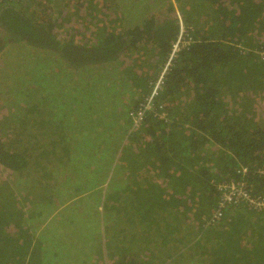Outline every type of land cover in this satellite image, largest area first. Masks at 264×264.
<instances>
[{"label":"trees","instance_id":"trees-1","mask_svg":"<svg viewBox=\"0 0 264 264\" xmlns=\"http://www.w3.org/2000/svg\"><path fill=\"white\" fill-rule=\"evenodd\" d=\"M177 13L192 42L132 130L129 114L168 63ZM0 31V54L2 41L27 43L53 72L39 105L0 122V264H101L93 209L129 230V245L108 250L112 264H176L174 250L183 264H264V210L222 208L219 190L244 181L264 198V0H1ZM101 105L126 112L118 146L93 137L96 121L73 119L95 120ZM81 214L99 251L75 234Z\"/></svg>","mask_w":264,"mask_h":264},{"label":"rangeland","instance_id":"rangeland-1","mask_svg":"<svg viewBox=\"0 0 264 264\" xmlns=\"http://www.w3.org/2000/svg\"><path fill=\"white\" fill-rule=\"evenodd\" d=\"M154 4V5H153ZM149 7V10L146 12V14L155 12V9H157L159 6H157V2H153ZM163 10L167 9L166 6L162 8ZM160 9V10H162ZM167 11H159L155 15H161L162 13H166ZM5 34L0 31V40L2 36ZM2 44V51L0 54V122L10 120L12 116H10V111H19V107L22 106L21 111H30L32 110V106H35L36 104L39 105L40 100L47 94L45 91H41L42 84L41 82L44 81L46 76H53V72L50 71V59L46 58L42 59V56L44 54L28 45L27 43H9L4 47V41L1 42ZM46 56V55H45ZM49 56V55H48ZM47 57V56H46ZM44 60V62H43ZM49 74V75H48ZM88 74V72L84 73ZM29 76H41L38 78H31ZM21 78H23L21 80ZM70 84V80L67 81ZM29 97L28 99H26ZM100 98V97H98ZM26 99V100H25ZM51 99V97H50ZM29 101L26 105L25 102ZM25 106V107H24ZM30 108V109H29ZM71 109L70 106L66 107V111H69ZM105 107L103 105L96 106L94 109H90L91 115L96 113L95 120L91 119V121H88L85 117L80 118L78 116H73V119L76 118L79 121H86L91 122L95 124V121L97 122L96 127H94L92 130L97 132L100 130V133L97 132L93 134L94 138H104L105 140L111 141V146H118L120 145V142H124L127 138V135L124 136V132L128 131L129 128H126V122H124V129H122L119 126V121L123 118H126V112L122 111V109L117 108L116 112H119L117 116H114L112 114L111 108H108V114H105ZM22 111V112H23ZM114 111V110H113ZM44 114H47L46 109L44 110V113L42 112V116ZM68 114V112H67ZM130 119L133 121L132 130L138 128L139 126L136 125L134 119L129 114ZM31 117V116H29ZM23 119V118H22ZM36 119V120H35ZM19 120V119H18ZM29 120V119H28ZM21 121V118H20ZM28 123H40L41 122V115L34 117L32 116V119L27 121ZM105 126H108L110 128H107ZM104 127V130L103 128ZM93 131V132H94ZM131 132V130H129ZM101 135V136H100ZM74 138H70L69 140H73ZM123 139V140H121ZM110 145V142H106ZM113 144V145H112ZM74 167V166H73ZM62 174V172H60ZM74 179H76L77 174L76 172H73ZM67 178V177H66ZM65 178V179H66ZM70 180H72V177H68ZM118 178V177H117ZM64 179V180H65ZM83 190L82 187L78 189L80 192ZM59 193V192H58ZM82 192L78 193L77 195H80ZM94 193V192H91ZM48 194V192H47ZM95 195V194H94ZM64 199V198H61ZM75 201L81 202V197H78ZM46 211V210H45ZM93 211V212H92ZM81 212H83V209H81ZM88 212V211H87ZM85 212V213H87ZM98 212L96 210H91L88 214L89 219L93 222V224H96L98 226V223L100 224L101 228L105 230V236H106V242L105 247L102 246V248H106L109 251H114L118 246H123L124 243H127L129 245V242L125 238L127 237L126 233L122 230L126 229V231H129L127 227L121 226V224H114L110 222H103L102 219L98 218ZM105 214L109 216L108 210H105ZM80 217L77 218L76 224L74 225L73 229L75 231V234L78 233V239L80 241H85L86 249L88 250H96L99 251V249H102L101 246V235H89L87 234V224L89 223L88 219L86 217H82V214L79 215ZM57 218L53 217V222H56ZM163 224V223H161ZM46 229H52L57 230L54 226L49 225L47 223ZM175 229V228H172ZM167 230V229H166ZM133 231L134 230H130ZM190 233L194 232L195 229L190 228ZM152 232V231H151ZM168 233V232H166ZM132 235V233L130 234ZM41 237H44V234H41ZM133 246L136 247L139 250H143L145 248V244L140 239H135L133 241ZM170 254L172 256V259L177 261L176 264H183L184 262V256L185 254L183 252H178L177 250L170 251ZM162 257L164 258H170L166 253L162 254ZM171 259V258H170ZM107 260L109 261L107 264H112V258L109 253V256L107 257ZM171 264V261L169 262Z\"/></svg>","mask_w":264,"mask_h":264},{"label":"built area","instance_id":"built-area-1","mask_svg":"<svg viewBox=\"0 0 264 264\" xmlns=\"http://www.w3.org/2000/svg\"><path fill=\"white\" fill-rule=\"evenodd\" d=\"M1 2V0H0ZM178 22H179V33L175 43L173 44L171 53L168 56V63L165 68L162 70L161 74L158 77L157 83L154 86L151 94L145 99V104L142 108L137 112L130 114L134 119L136 125L140 126L144 120V113L147 110H150L154 105V100L158 96L159 91L162 87L163 80L169 67L172 62L177 58L178 52L182 47L188 46L192 42V38L188 35L187 29L182 21V17L179 13H177ZM264 173V169L262 170ZM247 183L244 181L235 182L231 181L228 183H224L219 187L221 191V205L220 207L229 209V208H238L239 206H245L249 209H254L258 212L264 210V198H254L253 195L247 190ZM222 216V211L214 214V217L211 222H219Z\"/></svg>","mask_w":264,"mask_h":264},{"label":"crops","instance_id":"crops-1","mask_svg":"<svg viewBox=\"0 0 264 264\" xmlns=\"http://www.w3.org/2000/svg\"><path fill=\"white\" fill-rule=\"evenodd\" d=\"M177 246H179V245H177ZM103 247H104V245H103ZM176 249H178V247H176ZM82 255H83V253H82ZM101 255H100L101 264H107L109 262L107 260V257L109 256V251L106 248H103ZM93 263H95V261L91 262V264H93Z\"/></svg>","mask_w":264,"mask_h":264}]
</instances>
